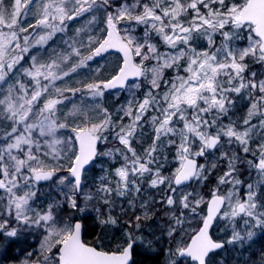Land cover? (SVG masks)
Masks as SVG:
<instances>
[{
    "label": "snow or ice",
    "instance_id": "obj_1",
    "mask_svg": "<svg viewBox=\"0 0 264 264\" xmlns=\"http://www.w3.org/2000/svg\"><path fill=\"white\" fill-rule=\"evenodd\" d=\"M260 240L264 0H0V264H264Z\"/></svg>",
    "mask_w": 264,
    "mask_h": 264
},
{
    "label": "trees",
    "instance_id": "obj_2",
    "mask_svg": "<svg viewBox=\"0 0 264 264\" xmlns=\"http://www.w3.org/2000/svg\"><path fill=\"white\" fill-rule=\"evenodd\" d=\"M112 56L116 58V56H114V55H111V54L107 55L106 59L101 61V64L105 65V62H108L109 60H111L110 58H112ZM111 62H115V60H113ZM113 64L114 63L110 64L109 67H107V68L110 69ZM93 67H96V65L94 64ZM105 67H106V65H105ZM107 103H108V101H107ZM95 174H96L95 170L92 173H90V175H95ZM215 235L222 236L223 233L216 232ZM88 239H91V237H88ZM261 245H264V240H260V242L254 246V248H259ZM238 255H239L238 253H233V252H231L230 249H228L225 251H221L220 255L217 256L216 259L219 260V259L223 258L225 261V264H237L236 260L234 259V256H238ZM141 260H143V257H138V261H141ZM146 264H160V262L149 260L146 262Z\"/></svg>",
    "mask_w": 264,
    "mask_h": 264
},
{
    "label": "rangeland",
    "instance_id": "obj_3",
    "mask_svg": "<svg viewBox=\"0 0 264 264\" xmlns=\"http://www.w3.org/2000/svg\"><path fill=\"white\" fill-rule=\"evenodd\" d=\"M111 60H109L108 62H105V65L106 67H109L110 64L114 63V62H111L113 60H115V57L112 56V58H110ZM124 99V96L123 94H121V96L119 98L115 97V96H107V101H108V105L111 107V106H114L115 103H118L119 101L123 100ZM260 241H258L259 243ZM255 246V245H254Z\"/></svg>",
    "mask_w": 264,
    "mask_h": 264
}]
</instances>
